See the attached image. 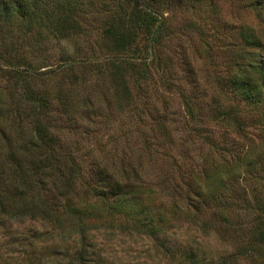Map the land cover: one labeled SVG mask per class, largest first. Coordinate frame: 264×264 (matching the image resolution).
Instances as JSON below:
<instances>
[{
	"label": "rangeland",
	"instance_id": "1",
	"mask_svg": "<svg viewBox=\"0 0 264 264\" xmlns=\"http://www.w3.org/2000/svg\"><path fill=\"white\" fill-rule=\"evenodd\" d=\"M38 13L25 27L0 20V169L14 165L8 141L23 147L36 125L82 166L117 167L125 152L153 185L148 209L177 251L95 220L85 239L94 260L177 264L179 250L196 249L202 264H264V108L243 109L227 86L242 55L264 59V0H52ZM251 35L260 47L244 44ZM182 172L208 196L166 191ZM72 228L1 215L0 264H68L80 243Z\"/></svg>",
	"mask_w": 264,
	"mask_h": 264
},
{
	"label": "trees",
	"instance_id": "2",
	"mask_svg": "<svg viewBox=\"0 0 264 264\" xmlns=\"http://www.w3.org/2000/svg\"><path fill=\"white\" fill-rule=\"evenodd\" d=\"M50 1L52 0H0V20L12 17L21 21L25 19V27L34 16H39V4L47 5ZM34 8L37 9L33 10ZM43 12L42 16L48 17L45 10ZM59 26V29L67 30L72 24L68 26L66 22H62ZM243 42L247 46L260 47L257 45L258 39L252 35L244 38ZM4 59L0 55V61ZM248 59L247 55H242L235 73L227 77V86L233 98L243 104V109L253 111L264 108V59ZM40 97L41 105L45 106V97ZM187 108L189 110V106ZM220 109L222 121L234 125V114L229 109L225 111L224 107ZM164 115L167 116L165 113ZM29 134L30 139L20 148H12L11 141H8L10 151L6 158L14 165L6 170L0 169V216L38 218L51 221L58 228L63 227L67 221L71 222L72 230L80 238V243L68 264H102L93 259L94 255L88 251L85 239L92 236L93 230L98 229L101 221H105L101 225L105 226L107 222L110 225L112 220H116L120 228L125 227L126 232H142L156 242L164 254L173 256V252L177 250L162 240L161 230L157 226L162 222V213H152L148 209L149 199L146 197L151 193L153 185L147 182V178L140 176L142 172L136 165L127 164L125 152L114 157L119 160L117 167L106 161H95L92 166H82L67 149L64 150L63 142L43 126L36 125ZM27 149L33 152L26 153ZM243 161L249 165L246 157ZM187 176L182 172L179 177L181 182L171 184L165 190L170 192L171 187L172 193L175 190L177 194L187 195L191 190L192 195L208 196L201 192L200 185H192ZM177 187L182 191H178ZM210 200L219 202L217 197ZM223 218L226 222V217ZM95 220L100 221L98 226L95 225ZM263 221L261 219V223L259 222L262 227L256 236L259 241H264ZM227 223L233 226L230 222ZM236 224L237 227L240 226L238 222ZM195 251L196 249L179 250L183 263L180 261L177 264H202ZM239 253L240 249L230 252V259L235 260Z\"/></svg>",
	"mask_w": 264,
	"mask_h": 264
}]
</instances>
